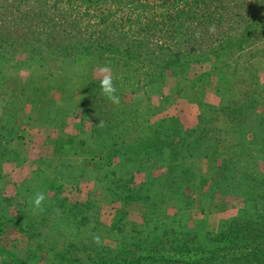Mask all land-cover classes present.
Here are the masks:
<instances>
[{"label":"rangeland","instance_id":"rangeland-1","mask_svg":"<svg viewBox=\"0 0 264 264\" xmlns=\"http://www.w3.org/2000/svg\"><path fill=\"white\" fill-rule=\"evenodd\" d=\"M8 2L11 21L40 9L51 18L41 22L36 33H28L30 38L38 34L44 40L52 30L58 32L53 35L59 46L88 49L87 44L97 40L105 48L111 40L121 49L126 42L143 43L139 52L181 48L172 39L180 23L200 22L207 12L223 8L218 0H0V7ZM228 5L229 19L240 25L238 12ZM146 26L153 31L142 33ZM234 28L238 27L230 29ZM224 31H209L206 39L210 42ZM251 42L242 51H226L222 59L228 63L224 66L218 60L185 61L176 75L175 71L166 73L164 84L145 88L140 71L129 67L118 54L101 52L79 61L37 63L3 52L0 125L9 126L11 136L5 147L0 145V264L106 262L123 256L122 250L151 240L186 231L192 235L214 233L221 222L239 216L244 200L237 191L213 184L217 175L212 155L205 158L204 153H197L194 159L177 165L186 169L182 178L189 183L180 187L178 195L177 185L165 180L167 176L181 177V168L172 173V162L156 164L157 159L149 154L151 160L135 171L131 154L130 159L124 156V164L117 154L126 152L128 145L154 138L162 147L166 139L162 135L168 134V128L191 132L204 118L206 107L220 108L222 98L228 104L242 102L253 78L264 87V33ZM106 64L112 67L118 106L100 90L98 71ZM219 113L222 115L216 118L215 113L211 122L206 118L205 126L210 131L214 123L221 131V146L233 149L241 138L231 129L230 117ZM258 113H264L263 100ZM93 132L95 141L90 139ZM142 144L138 145L141 158L146 151ZM213 144L212 140L206 142L209 149ZM230 160L236 162L234 156ZM257 173L264 182V165H258ZM31 177L42 187L12 206L9 202L15 187ZM226 177L231 178L229 173ZM37 192L45 194L43 212L33 211L31 201ZM95 235L100 236L101 244L93 242ZM247 264L258 263L252 258Z\"/></svg>","mask_w":264,"mask_h":264},{"label":"trees","instance_id":"trees-1","mask_svg":"<svg viewBox=\"0 0 264 264\" xmlns=\"http://www.w3.org/2000/svg\"><path fill=\"white\" fill-rule=\"evenodd\" d=\"M247 1L218 0L219 5L223 7L222 11L215 9L210 13L207 12L200 22H182L180 26H177L172 39L182 44L181 48L174 50L166 47L157 49L156 52L155 50L139 52L143 43L134 45L131 42H126L121 49L119 46H115L111 40L105 48L99 43L96 44L97 40L88 43V49L68 44L59 46L58 40L53 35L58 32L52 30L44 40L40 39L38 34L34 38H30L28 33H36L40 29V23L46 20L50 21L51 18L42 14L40 9L15 16V21H11L7 15L11 5L8 2L6 7H0V11H4L3 15L0 14V55L4 52L12 58L23 55L26 60L37 63H64L75 59L79 61L85 55L108 52L124 56L129 67L140 71V78L144 81L143 88L154 84H164L168 78L166 73L175 71L174 75H176L177 67L185 61L213 62L218 60L221 61L222 66L226 65L228 60L224 59L223 61L222 59V55L226 51L235 48L242 51L243 46L252 43L251 41L256 38V35L264 33V0H249L250 4H247ZM229 3L238 12L239 20L236 22L240 25H235L229 19V15H231L227 11V9H231ZM245 13L248 14L247 18H245ZM24 21L25 28L21 29ZM228 22L238 28L230 29L232 26ZM213 26L217 30L226 31L217 34L214 40L208 42L206 38L210 34L209 28ZM26 27L29 29L28 32ZM140 31L142 33L152 32L153 29L146 26ZM132 46H136V48H132ZM243 93L242 102L238 104L233 105L231 101L228 104L226 99L222 98L220 108L206 107L204 111L206 113L202 114L204 118L191 132H176L167 127L169 132L167 131L168 134L165 136L162 135L166 138L162 147H159L160 144L155 138L140 142L143 143L142 151L146 150L143 158L138 153L140 144L138 142L126 146V152L117 154L122 158L123 164L126 161L124 156L130 159L131 154L133 164L137 167L135 171L142 169L146 165V160H151L147 157L149 154L157 159L156 164H161L162 161L172 162L173 164L170 165L172 173H176L177 169L181 168L178 173H181V177L167 176L165 180L169 185H177L175 194L178 195L181 194L180 187H185L189 183L187 184V180L182 178L186 169L177 165L183 161L186 162L187 159H194L197 153H204L202 155L205 158L212 155L215 175H217V180L213 184L217 187L224 185V187L233 189L234 193L237 191L239 197L244 200L240 215L221 222L218 230L214 233L192 235L191 232L186 231L180 236L172 235L159 240H151L152 242L135 246L132 249L122 250L123 256L116 255L115 259L106 262L98 261L95 264H247L252 258L256 263L264 264V259L262 260L264 257V182L257 173L258 165H264V113H258L259 102L264 101V87L253 78ZM219 111L230 117L231 129L234 133L238 132L241 138L240 143L233 149H225V146H221L219 142L221 131L214 127V123L210 131L205 126L206 118L211 122L215 113H218L216 118L222 115ZM201 134L210 137L202 140L199 137ZM108 135L107 137L112 136ZM10 136L11 128L1 124L0 145L5 147V141ZM95 138L96 133L93 132L90 139L95 141ZM208 140H212L214 143L212 149L206 145ZM93 149L96 150V148ZM119 151L121 152V150ZM226 156L228 157L226 158ZM233 156L236 158L234 163L230 160ZM240 160L243 164L239 165ZM188 171L190 172L191 168ZM238 171L243 173L240 174ZM226 173H229L231 178H227ZM240 175L242 177H239ZM237 178L243 180L244 184H241ZM41 185L33 178L20 183L15 187V194L9 203L13 206L22 199H28L32 194L31 191L34 193V188L38 189L42 187ZM13 223L15 220H11V224ZM30 225L27 224V226Z\"/></svg>","mask_w":264,"mask_h":264},{"label":"clouds","instance_id":"clouds-1","mask_svg":"<svg viewBox=\"0 0 264 264\" xmlns=\"http://www.w3.org/2000/svg\"><path fill=\"white\" fill-rule=\"evenodd\" d=\"M210 32H214L215 28L210 27ZM98 77L100 81V90L102 95L113 105L118 106L120 104V97L116 94L117 87L114 83V77L112 74V67L110 65H104L99 68ZM103 122H101L102 124ZM45 200V194L43 192H37L32 198L33 211L43 212L42 204ZM93 242L97 245L101 244V238L99 235L93 236Z\"/></svg>","mask_w":264,"mask_h":264}]
</instances>
